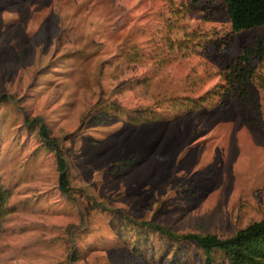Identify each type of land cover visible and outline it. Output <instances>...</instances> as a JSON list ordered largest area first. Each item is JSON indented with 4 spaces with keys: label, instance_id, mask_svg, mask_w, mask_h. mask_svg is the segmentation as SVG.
I'll return each mask as SVG.
<instances>
[{
    "label": "rangeland",
    "instance_id": "obj_1",
    "mask_svg": "<svg viewBox=\"0 0 264 264\" xmlns=\"http://www.w3.org/2000/svg\"><path fill=\"white\" fill-rule=\"evenodd\" d=\"M259 48L264 31L236 33L223 0H0V264H167L135 250L124 217L222 237L264 220V55L243 99L127 123L227 85ZM34 119L65 151L69 197Z\"/></svg>",
    "mask_w": 264,
    "mask_h": 264
},
{
    "label": "trees",
    "instance_id": "obj_2",
    "mask_svg": "<svg viewBox=\"0 0 264 264\" xmlns=\"http://www.w3.org/2000/svg\"><path fill=\"white\" fill-rule=\"evenodd\" d=\"M226 4L229 20L232 29L236 32L262 29L264 31V0H223ZM264 55V49L257 51L248 50L240 57V65L232 70L235 78H230L227 85L215 86L214 90L196 98L182 96H170L166 103L170 107H156L143 111H132V117L127 123L134 127L146 124L161 122L170 123L176 119L185 117L194 112L208 110L221 98L243 99L247 96L249 88L253 85L255 71L251 59L255 55ZM106 108H103V111ZM115 109V108H114ZM118 112L121 109L116 108ZM111 113V112H108ZM130 119V118H129ZM27 128L31 131L37 130L38 137L44 146L55 153L59 171V189L67 197L72 195L68 164L65 159V151L51 136V131L41 120L34 119L27 121ZM0 216L9 213L7 206L12 194L0 185ZM123 236H133L135 250H139L143 244L149 247L155 254H166L170 258L167 264H189L186 259L183 242H192L197 250L193 264H264V220L255 222L244 229H241L232 236L186 234L177 235L161 226L150 223H137L127 217L123 218ZM160 234L161 243L154 246L150 241L152 234ZM181 242V244H179Z\"/></svg>",
    "mask_w": 264,
    "mask_h": 264
}]
</instances>
